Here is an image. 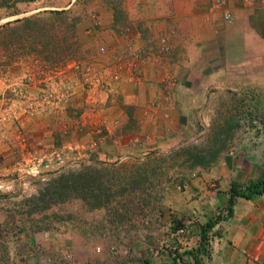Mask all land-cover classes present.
Wrapping results in <instances>:
<instances>
[{
	"label": "crops",
	"instance_id": "0c3cea01",
	"mask_svg": "<svg viewBox=\"0 0 264 264\" xmlns=\"http://www.w3.org/2000/svg\"><path fill=\"white\" fill-rule=\"evenodd\" d=\"M76 1L62 0L54 12L67 18L80 13V44H69L67 28L68 40L48 44L50 51L2 45L0 196L25 194V173L34 178L35 167L48 178L69 160H146L179 148L199 135L190 126L202 121L208 100L224 94L262 99L264 119V0H94L87 6ZM90 13L96 14L93 26L84 21ZM76 64L118 80L93 103L76 70H69ZM45 87L67 90L68 97L37 102ZM239 146L167 198L163 230L170 232L142 259L125 251L114 260L102 251L99 264H264V193L235 196L230 205L233 187L242 191L264 176V139ZM30 183L33 193L37 188ZM181 225L182 238L174 233ZM205 226L207 241L201 246ZM41 239L37 243L44 248L48 241L58 244L52 236ZM17 242L25 247L28 241ZM13 255L9 251L10 259Z\"/></svg>",
	"mask_w": 264,
	"mask_h": 264
},
{
	"label": "rangeland",
	"instance_id": "374dc122",
	"mask_svg": "<svg viewBox=\"0 0 264 264\" xmlns=\"http://www.w3.org/2000/svg\"><path fill=\"white\" fill-rule=\"evenodd\" d=\"M60 2L62 0H0V58L2 45L7 42L16 44L21 52L36 53L39 49L43 52L50 51L48 44L68 40V35H65L67 28L69 44H80V40H84L80 38L82 32L76 31L80 30V13L69 18L55 13V4ZM93 2L94 0H77L76 4L87 6ZM43 8L47 10H40ZM112 8L115 9L114 6ZM36 10L40 11L34 12ZM95 16V13L85 15L84 21H90L93 26ZM91 26L86 30H92ZM76 47L73 45L69 54ZM44 66H38L41 72L44 69L41 67ZM1 71L0 64V73ZM93 73L103 76V90L84 83L78 72L76 75L81 77L80 84L85 97L96 103L98 96L108 91L115 79L114 74L104 73L98 68L93 67ZM92 88L95 92L88 94L87 90ZM72 89L69 85V95ZM262 105L263 100L252 94H224L208 100L207 113L203 115L202 121L197 118L196 124L190 126L195 127L192 131L199 135L189 138L179 148L157 153L146 160L129 159L90 164L69 160L62 172L55 170L54 173H58L48 178L41 177L39 170L38 174L34 173L35 170L31 172L30 175H34V178L25 173L22 182L27 185L25 194L19 198L15 194L11 196L6 193L0 196V264H82L87 261L99 264L98 258L102 251H107L114 260L125 253L129 257L130 251H134L135 258L142 259L151 244L156 245L157 239L170 232L163 230V225L166 224L163 203L174 192L187 186L195 175L209 169L210 163L207 166H190V161L195 162L191 153L198 155L202 151L207 161H212L221 154L236 151L243 141L263 140L264 128L260 124L264 122L260 112ZM70 133L69 130V137L72 136ZM79 171L98 173L102 177L95 179L100 184L99 188L112 193L103 200V207L92 208L91 202L86 203L80 199L60 202L44 198L42 201H30L38 197L60 175ZM29 183L37 188L33 193L30 192ZM180 228L182 225L175 227V230ZM51 236L57 239V245L48 241L44 248L37 243L39 237L45 240ZM21 238L28 241L25 247L17 242ZM30 239L34 241L32 245ZM65 239L69 240L68 245L65 244ZM24 248L26 250L23 252ZM9 251L13 254L15 252L14 259H10ZM61 252L63 254L59 257L57 253L60 255Z\"/></svg>",
	"mask_w": 264,
	"mask_h": 264
},
{
	"label": "trees",
	"instance_id": "16d2710c",
	"mask_svg": "<svg viewBox=\"0 0 264 264\" xmlns=\"http://www.w3.org/2000/svg\"><path fill=\"white\" fill-rule=\"evenodd\" d=\"M224 146V145H223ZM224 148V147H221ZM191 157L195 161L194 163L190 161V166H207L212 161L206 159L202 155V151H199L198 155L191 153ZM162 163V162H161ZM193 164V165H192ZM102 178L98 173H67V175H60L58 178L51 181L42 193L38 197L31 199L42 201L44 198H48L50 201H60L64 202L70 199H80L86 203L93 205L92 208L103 207V200L109 198L112 193L105 191L104 189L99 188L100 184H97L95 179ZM264 193V176L257 182L251 181L245 189L242 191H236L233 187V192L231 195L230 205L233 204L235 196L244 197L249 199L255 195H261ZM228 215H231V210H229ZM213 223L207 225L208 228H212ZM206 226L202 229L201 232V246L206 243ZM200 248V246H199ZM203 251V249H202Z\"/></svg>",
	"mask_w": 264,
	"mask_h": 264
},
{
	"label": "built area",
	"instance_id": "2783aa9c",
	"mask_svg": "<svg viewBox=\"0 0 264 264\" xmlns=\"http://www.w3.org/2000/svg\"><path fill=\"white\" fill-rule=\"evenodd\" d=\"M225 19H229V16L226 15ZM71 69L76 70V73L78 72L81 75V77L84 80L83 81L84 83L87 82L89 85L91 84L94 87L97 86V88H99L101 90L104 89L105 81H104L103 76L100 74L95 75L93 73L92 67L86 66V67L81 68L80 65L76 64V65L71 66ZM113 78L115 79V81L118 80V76L116 74L113 75ZM84 86L86 89L88 88L86 85H84ZM87 91H88V94L95 92V90L93 88L90 90L88 89ZM67 94H68L67 90H65L63 93L62 92L59 93L54 88L45 87L42 89V91L39 93V95L36 98H37V102L38 101L44 102V104L46 105L47 103L58 102L59 100L65 99ZM34 170H35L34 173L38 174L37 173L38 169H34ZM184 235H185V229L184 228H180V229L175 231V236H177V237L182 238V237H184Z\"/></svg>",
	"mask_w": 264,
	"mask_h": 264
}]
</instances>
